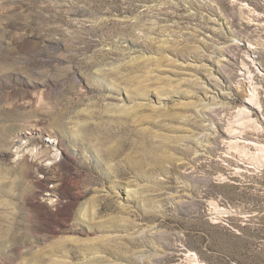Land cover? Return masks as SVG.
<instances>
[{
  "label": "rangeland",
  "instance_id": "1",
  "mask_svg": "<svg viewBox=\"0 0 264 264\" xmlns=\"http://www.w3.org/2000/svg\"><path fill=\"white\" fill-rule=\"evenodd\" d=\"M0 230V264H264V0H0Z\"/></svg>",
  "mask_w": 264,
  "mask_h": 264
},
{
  "label": "bare ground",
  "instance_id": "2",
  "mask_svg": "<svg viewBox=\"0 0 264 264\" xmlns=\"http://www.w3.org/2000/svg\"><path fill=\"white\" fill-rule=\"evenodd\" d=\"M120 124V123H119ZM117 128H119V127H117ZM121 130V129H120ZM1 231V230H0ZM6 231H8V230H6ZM9 232V231H8ZM3 233V232H2ZM2 235V237H3V234H1ZM1 238V237H0ZM2 241L4 240V239H1Z\"/></svg>",
  "mask_w": 264,
  "mask_h": 264
}]
</instances>
